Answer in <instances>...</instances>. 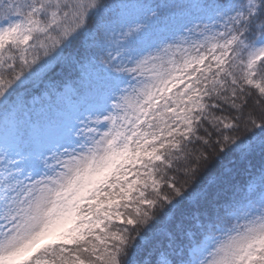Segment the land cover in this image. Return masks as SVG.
Returning a JSON list of instances; mask_svg holds the SVG:
<instances>
[{"label":"snow or ice","instance_id":"snow-or-ice-1","mask_svg":"<svg viewBox=\"0 0 264 264\" xmlns=\"http://www.w3.org/2000/svg\"><path fill=\"white\" fill-rule=\"evenodd\" d=\"M0 264H264V0H0Z\"/></svg>","mask_w":264,"mask_h":264}]
</instances>
